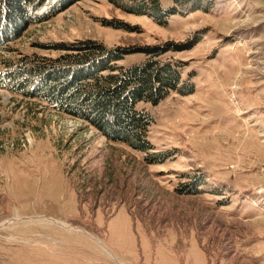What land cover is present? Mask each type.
<instances>
[{
	"label": "rangeland",
	"instance_id": "1",
	"mask_svg": "<svg viewBox=\"0 0 264 264\" xmlns=\"http://www.w3.org/2000/svg\"><path fill=\"white\" fill-rule=\"evenodd\" d=\"M64 1L11 0L0 69L62 66L84 39L123 64L168 43L180 91L138 101L145 151L0 84V264H264V0Z\"/></svg>",
	"mask_w": 264,
	"mask_h": 264
},
{
	"label": "trees",
	"instance_id": "2",
	"mask_svg": "<svg viewBox=\"0 0 264 264\" xmlns=\"http://www.w3.org/2000/svg\"><path fill=\"white\" fill-rule=\"evenodd\" d=\"M52 1L19 0L13 5L24 4L35 10L48 3L53 12L66 2L58 0L56 4ZM114 1L132 2L140 8L162 9L159 0ZM10 2L0 0V24L4 11L12 8ZM18 12L25 13L21 9ZM31 18L27 20L33 21L39 16ZM106 22L123 26L120 21ZM172 46L168 43L145 46L141 50L144 59L123 64L118 60L124 57L127 48L117 46L110 49L90 39L79 40L69 44L68 49L72 52L64 55L62 66L47 68L36 58L23 57L10 62L8 69H0V84L23 94L37 95L56 110L89 120L108 138L120 139L147 151L151 147L147 133L152 116L144 108L137 107V103L155 104L171 91H180L182 62L161 58V54L174 48ZM83 65L88 66L87 70H78ZM150 156L151 153L147 159H151Z\"/></svg>",
	"mask_w": 264,
	"mask_h": 264
}]
</instances>
